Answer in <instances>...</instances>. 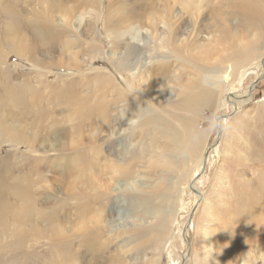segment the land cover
<instances>
[{"label": "rangeland", "instance_id": "1", "mask_svg": "<svg viewBox=\"0 0 264 264\" xmlns=\"http://www.w3.org/2000/svg\"><path fill=\"white\" fill-rule=\"evenodd\" d=\"M28 1L0 0V202L21 215L12 189L27 180L33 202L23 224L0 217V264H62L61 248L74 264H264V196L251 201L264 182V31L238 15L256 1ZM15 15L21 57L4 40ZM199 44L218 57H196ZM161 62L169 75L151 77ZM195 82L208 97L185 110ZM213 116L226 133L207 131ZM183 118L201 135L195 153L158 123L183 133Z\"/></svg>", "mask_w": 264, "mask_h": 264}, {"label": "bare ground", "instance_id": "2", "mask_svg": "<svg viewBox=\"0 0 264 264\" xmlns=\"http://www.w3.org/2000/svg\"><path fill=\"white\" fill-rule=\"evenodd\" d=\"M164 1H165L164 4L167 1H169V2H167V6H166V9L167 10L173 7V3L170 0H164ZM254 1H256V3H258L259 0H254ZM240 2H241V0H240ZM247 2H245V1L242 2L243 5H241V10L238 11V15H241L244 23H246V25L250 29H258V31L255 32V33H257V35H260L264 31V16H263V14H262V12L260 10H258L257 8H255V6H257L256 3L253 2L252 4H249V2L248 3ZM177 3L178 4H181V7H182L183 10H188V9L190 10L191 8H195L196 10H199L202 7V4H203L202 3V0H176L175 1V4H177ZM65 9H63L64 10V13H67L69 15V11H67ZM72 9H75V7L72 8ZM152 10L153 9L151 8L148 11V14L147 13L146 14L152 16L156 12V11H152ZM161 10L165 11V9H161ZM74 12H75V10H74ZM143 13H145V12H143ZM18 18H19V15H15V17L10 18V21H7L4 24V26H3L4 28L3 29H4V31L6 33L5 36H4V40H5L6 46H8L11 50H14V52L17 54V56H20L21 57L23 50L24 49H29L30 47L28 48V46L26 44H24L21 39H19V36H20L19 35V31H20V28H22V27H21V25H19ZM116 18H117V16H116ZM157 18H158V16H157ZM177 30L178 29L176 27L173 28V29H169V34H172L171 43L173 41L172 39L174 38V35H175V33H176ZM10 38H12V39L10 40ZM220 39L221 38H219V40ZM237 40H238V38H237ZM167 41L170 42L168 39H167ZM233 41H235V39ZM197 47H199V48L197 50L198 51L197 52L198 55L196 57H200L201 60H204L207 56H212V55H216L218 57V55H217V53H218L217 52L218 51L217 50V47L218 46L216 44H214L211 48L210 47H205L204 45H201V44L197 45ZM250 47L251 46H249V45L248 46L245 45V46L241 47V52L240 51L239 52L242 53V54L245 52V54H246L247 51L250 49ZM184 50H186V49H184L183 47H182V49L181 48H176V47L174 48V52H176V54H179L180 53V56L184 55V53H185ZM238 54H236V55H238ZM228 58H229V56H228ZM207 59H208V57H207ZM186 60L187 59H185V61ZM210 64H212V63H210ZM205 66H207V65H205ZM203 69H205V68H202V70ZM198 70H199V68H198ZM209 70H210V68H209ZM203 71H206V70H203ZM152 72L153 73L150 74V75H152L151 77L157 76V75L166 77L170 73V67H169V65L167 63L161 62L160 64H157L156 66L153 67ZM196 84H198V86ZM191 85H192V87L194 85L193 88L195 89V87H196L197 90H198V92L197 93L195 92L196 94H192L193 92L192 93L191 92H186L185 95L183 94L185 97H184V99L182 101V107L185 108V110L197 111L199 109L202 101L205 102V100H203V99H205V98L208 97V96L206 97L207 90L204 87H202L200 83H196L195 82L194 84L191 83ZM3 86L5 87V85L4 84L2 85V83H1V87H3ZM188 88H189V86H188ZM191 91H192V88H191ZM13 97L15 99V96H13ZM17 98L18 97H16V99ZM16 99L9 106L14 107V108L20 107V104L22 102V99L20 97H19L18 100H16ZM126 106H127L128 111H130L131 113H136V114L140 113L141 114V113H143V109L146 108L145 107L146 106V103L144 101H142V99H140L138 97H135L133 95H130V96H128L127 105ZM0 108H1V106H0ZM150 121H153V120H150ZM154 121L157 122L158 120H154ZM178 121L181 123V127L184 130V131H182L183 133H181V130L180 131L178 130L179 131L178 132L177 129L173 125H171L169 122L167 123V122H163V121H158V123H161V124H163L166 127V128L163 127V131L165 132L166 135H168V137H170L169 140L171 141V144H170L171 148H173V149H175V150H177L179 152H182V153L185 151V149L188 152L195 153V151H198L199 148H200V141H201V135H200V133L196 130L195 126L193 125V123H191V121L189 119L183 118V119H178ZM2 122H4V121H2L0 119V128L4 127L6 125L5 124L6 122H4V123H2ZM13 126H10V127L12 129H14L15 131L19 132V133L21 132L20 130H16ZM19 138H20V140L22 139L24 141V138L22 137L21 134H20ZM3 183H4V181H1V183H0V192H1V189H2V186H3ZM12 192H13V195L15 197H17V199H19L21 201V204H22V207H21L22 208L21 215L14 214V212L12 211V206H10L8 204V202H5L3 200L2 202H0V217H3L4 215L11 216V214H12V216H15L16 217V220H20V222L23 224V221L25 220L26 214H27V211L26 210L33 208V204H32L33 202H32L31 193H30L31 192V186L29 184V181L27 180L26 185H23L21 187H20V185L14 184L13 185ZM253 193L254 194H252V196H251L253 198V200L251 199L252 202L256 201V199H259V197L264 196V182H263V184L260 183V189H259V191L258 192H253ZM258 195H259V197H257ZM84 213H86V211ZM8 220H9V218H8ZM262 227H263L262 230L264 231V226H262ZM257 231H258V229H257ZM254 240H256V239H254ZM258 240H259V238H258ZM61 249H62V261H61L62 264H74V263L69 262V260L67 259V258H69V253L67 252V249L66 248H61Z\"/></svg>", "mask_w": 264, "mask_h": 264}, {"label": "clouds", "instance_id": "3", "mask_svg": "<svg viewBox=\"0 0 264 264\" xmlns=\"http://www.w3.org/2000/svg\"><path fill=\"white\" fill-rule=\"evenodd\" d=\"M208 132H227V124H222L216 116H213L209 120Z\"/></svg>", "mask_w": 264, "mask_h": 264}, {"label": "water", "instance_id": "4", "mask_svg": "<svg viewBox=\"0 0 264 264\" xmlns=\"http://www.w3.org/2000/svg\"><path fill=\"white\" fill-rule=\"evenodd\" d=\"M192 214V213H191ZM191 217H189V221H190Z\"/></svg>", "mask_w": 264, "mask_h": 264}]
</instances>
